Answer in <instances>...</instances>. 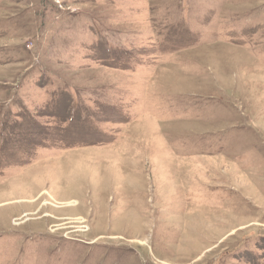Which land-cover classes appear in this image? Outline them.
I'll return each mask as SVG.
<instances>
[{
    "label": "rangeland",
    "instance_id": "obj_1",
    "mask_svg": "<svg viewBox=\"0 0 264 264\" xmlns=\"http://www.w3.org/2000/svg\"><path fill=\"white\" fill-rule=\"evenodd\" d=\"M0 264H264V0H0Z\"/></svg>",
    "mask_w": 264,
    "mask_h": 264
}]
</instances>
